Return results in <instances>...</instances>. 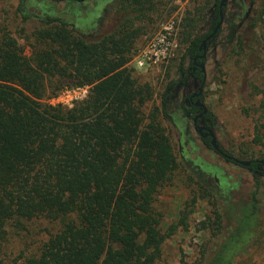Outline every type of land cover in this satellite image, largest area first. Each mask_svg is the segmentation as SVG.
I'll return each mask as SVG.
<instances>
[{
  "label": "trees",
  "instance_id": "obj_1",
  "mask_svg": "<svg viewBox=\"0 0 264 264\" xmlns=\"http://www.w3.org/2000/svg\"><path fill=\"white\" fill-rule=\"evenodd\" d=\"M154 1L120 0L121 21L89 39L60 16L31 22L32 14L18 0L19 36L53 46L30 59L14 40L0 44V240L9 228H24L33 219L58 224L38 252L18 264H157L160 259L166 236L152 202L177 167L160 121L167 117L174 84H167L160 105L145 114L142 108L152 92L127 66L141 34L137 23L146 11L165 5ZM238 1V12L228 21L227 43L235 40L259 0ZM209 2V29L203 35H195L197 14L186 11L181 18L185 49L178 71L183 80L191 76L193 57L201 54V41L218 22L220 0ZM219 34L207 46H214ZM54 75L89 86V94L68 108L42 103L44 80ZM187 99L181 103L184 113L194 112L192 102L189 108L184 104ZM209 118L214 124L211 113ZM255 129L254 141L264 144V123ZM248 161L252 189L246 200L230 202L233 229L213 242L210 253L202 249L195 264H235L237 253L261 228L264 159ZM197 176L196 181L189 175L208 193L204 175ZM216 209L221 233L224 216Z\"/></svg>",
  "mask_w": 264,
  "mask_h": 264
},
{
  "label": "rangeland",
  "instance_id": "obj_2",
  "mask_svg": "<svg viewBox=\"0 0 264 264\" xmlns=\"http://www.w3.org/2000/svg\"><path fill=\"white\" fill-rule=\"evenodd\" d=\"M26 9L38 16H62L81 35L96 39L114 28L122 19L118 4L107 20L98 24L101 11L111 0H98L78 5L74 1L60 3L50 0H28ZM137 23L141 34L133 45L127 66L135 80L150 87L151 97L142 108L145 114L160 105V95L167 84L169 92L166 118H160L169 137L177 167L171 179L158 189L152 207L160 217L159 229L166 236L157 264H195L201 250L210 253L217 238H225L234 227L230 202L246 200L252 189L251 172L236 165L211 149L195 132L191 118L183 115V98L193 90L192 84H180L178 63L185 45L180 35L181 18L186 11L197 14L196 37L209 29L212 6L209 0H155ZM238 0H227V11L215 45L208 46L205 58L206 80L202 101L214 117L216 141L222 150L239 160L264 159V144L254 141L256 126L264 123V0H259L255 12L238 29L235 40L227 43L228 21L238 12ZM18 0H0V44L12 39L27 58L53 45L18 34ZM169 45L160 49L159 40ZM189 61L186 60L185 66ZM45 92L41 102L57 106L58 101L76 103L89 94V86H75L58 75L44 80ZM86 87L85 92L76 91ZM69 91V94H64ZM59 98V100H57ZM71 103V102H70ZM71 107L68 104L60 105ZM198 173L204 175L198 186ZM212 195L215 199L212 198ZM264 218V186L260 195ZM223 213L224 227L218 232L214 210ZM182 220V221H181ZM261 228L235 256V264H264V220ZM58 224L46 219H33L24 228H9L5 240H0V264H18L40 249ZM213 233H217L214 236Z\"/></svg>",
  "mask_w": 264,
  "mask_h": 264
},
{
  "label": "flooded vegetation",
  "instance_id": "obj_3",
  "mask_svg": "<svg viewBox=\"0 0 264 264\" xmlns=\"http://www.w3.org/2000/svg\"><path fill=\"white\" fill-rule=\"evenodd\" d=\"M28 0H23V4L25 5V8H26V5H27V2ZM51 2H56V3H60V2H62V1H65V2H69V1H74V2H76V3H78V5H86V4H88V2L90 1V2H93V3H96L98 0H81V1H76V0H60V1H53V0H50ZM119 1L120 0H111V2L109 3V4H107L106 6H105V8H103L102 9V11H101V14H100V16H99V18H98V24H101L100 23V19L102 18V17H105L106 18V20H107V16H108V14L113 10V7L114 6H116L117 4H119ZM221 1V0H220ZM220 3V2H219ZM227 5V7H228V4H227V0H226V2H225V5L223 6V7H225ZM223 7H222V11H223ZM53 16V15H52ZM224 16H225V13L223 12V18H224ZM38 17H42V16H38ZM60 17L62 18V16L60 15ZM223 21H224V19H223ZM221 27H222V25H221ZM221 27H220V29H219V31L221 30ZM203 41V40H202ZM202 41H201V43H202ZM200 47H201V45H200ZM200 47H199V51L201 52V54L204 52V50H205V55H204V58H200V55L201 54H198V55H196V56H194L193 57V60H192V63H193V67H192V73H191V76L189 77V78H187L186 80H183L184 79V74H181V79H180V82H179V85L180 84H184L185 86H188L189 85V82L192 84V87H193V90L192 91H190V93L188 94V95H186L184 98H183V100L186 98V97H188V99L187 100H185V102H184V104L186 105V107H188L189 108V103L190 102H192L193 103V106H194V108H195V111L194 112H191V113H184V111H183V115L185 116V117H187V118H191V121H192V125H193V127H194V130H195V132L198 134V136L201 138V140L203 141V142H205V140H208V143H209V145H210V137L209 136H204V135H206V133H207V130L208 129H212L213 131H214V127H213V125L214 124H212V122H211V120H210V118H209V114H210V112H209V110L207 109V107L204 105V103H203V101H202V91H203V87H204V84H205V80H206V71L204 70V74L202 73V71H201V69L199 68V64L200 63H203L204 64V62H205V58H206V50H207V42H206V47H205V49L203 50V48H201L200 49ZM204 69H205V64H204ZM200 75H201V77H200ZM205 76V77H204ZM183 80V81H182ZM200 87H202V89H201V94L199 95V96H196L195 94L197 93V91H198V89L200 88ZM183 102V101H182ZM201 103V104H200ZM203 107H205L206 109H207V112L205 113V114H203V116L202 117H200V118H198L197 120H196V122L194 121V118L199 114V113H201L202 112V110H203ZM183 110V109H182ZM197 127H204V129L202 130V131H198L197 130ZM214 134H215V132H214ZM215 137H216V135H215ZM217 142V141H216ZM206 143V142H205ZM218 144V143H217ZM208 145V144H207ZM208 145V146H209ZM218 146H219V148H220V150L221 151H223L222 150V148L220 147V145L218 144ZM211 149H213L211 146H209ZM215 151V150H214ZM215 152H217V151H215ZM224 152V151H223ZM218 154H220L219 152H217ZM225 153V152H224ZM225 154H227V153H225ZM221 155V154H220ZM228 155V154H227ZM222 156V155H221ZM229 156H231V155H229ZM224 157V156H223ZM225 158V157H224ZM235 157H233V156H231V159H227V158H225L226 160H228V161H230V162H232V163H235L236 165H239V164H237L236 162H234L233 161V159H234ZM235 159H237V158H235ZM259 161H262V160H259ZM263 162V161H262ZM261 162V163H262ZM241 166V165H240ZM244 167H246V166H244Z\"/></svg>",
  "mask_w": 264,
  "mask_h": 264
},
{
  "label": "water",
  "instance_id": "obj_4",
  "mask_svg": "<svg viewBox=\"0 0 264 264\" xmlns=\"http://www.w3.org/2000/svg\"><path fill=\"white\" fill-rule=\"evenodd\" d=\"M76 1H81V0H76ZM225 2H226V0H221V1H220V3H219V12H218V17H219L218 22L216 23V25H215V27L213 28V30H212V31H211V32L205 37V39L202 41L200 49L203 48V50H204L205 47H206V42L209 41V40H211V39H213V38L217 35V33H218V31H219V29H220L222 23H223V19H224V18H223L222 7L225 5ZM204 55H205V50H204V52L200 55V58H201V59L204 58ZM199 68L201 69L202 73L204 74V70H205V69H204V64H203V63H200V64H199ZM204 75H205V74H204ZM204 77H205V76H204ZM201 89H202V87H200V88L198 89L197 93L195 94L196 96H199V95L201 94ZM200 104H201V103H200ZM206 112H207V109H206L205 107H203L202 112L199 113V114L194 118V121L196 122V120H197L198 118L202 117L203 114H205ZM203 129H204V127H197V130H198V131H202ZM204 136H209V137H210V146L213 148V150L219 152V153H220L222 156H224L225 158H227V159H231V156L225 154L223 151L220 150V148H219V146H218V144H217V142H216V137H215L214 131H213L212 129H208L206 135H204ZM233 161L236 162L237 164L241 165V166H248V165L250 164V161H244V160H239V159H235V158L233 159ZM259 162H262V161H259Z\"/></svg>",
  "mask_w": 264,
  "mask_h": 264
},
{
  "label": "built area",
  "instance_id": "obj_5",
  "mask_svg": "<svg viewBox=\"0 0 264 264\" xmlns=\"http://www.w3.org/2000/svg\"><path fill=\"white\" fill-rule=\"evenodd\" d=\"M169 41H167V39H165L164 37L163 38H161L160 40H159V45L161 46L160 47V49H163V46H166V45H169V43H168ZM87 90V88L86 87H83V88H77V90L76 91H78V92H85L86 90ZM66 95V94H69V91H64L63 92V95ZM57 100H59V98H57ZM72 100L73 99H70V101H58V102H60V103H58L57 105H62V104H68V106H72L73 105V103H72ZM71 102V103H70Z\"/></svg>",
  "mask_w": 264,
  "mask_h": 264
}]
</instances>
